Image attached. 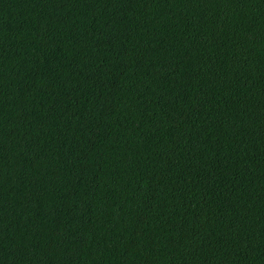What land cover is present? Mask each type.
I'll return each instance as SVG.
<instances>
[{
    "label": "trees",
    "instance_id": "obj_1",
    "mask_svg": "<svg viewBox=\"0 0 264 264\" xmlns=\"http://www.w3.org/2000/svg\"><path fill=\"white\" fill-rule=\"evenodd\" d=\"M0 264H264V0H0Z\"/></svg>",
    "mask_w": 264,
    "mask_h": 264
}]
</instances>
